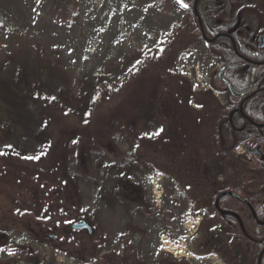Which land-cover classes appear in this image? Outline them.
<instances>
[{"label": "rangeland", "instance_id": "obj_1", "mask_svg": "<svg viewBox=\"0 0 264 264\" xmlns=\"http://www.w3.org/2000/svg\"><path fill=\"white\" fill-rule=\"evenodd\" d=\"M184 5L0 0V73L11 81L5 94L37 91L40 112L24 98L0 97V264H219L195 256L184 223L208 219L215 188L228 179L241 180L245 198L262 190L264 172L257 156L243 157L244 142L227 149L231 168H212L216 140H232L220 108L227 97L217 78L221 57L194 39L201 30L189 29L193 17ZM251 5L243 30L259 36L264 0ZM47 63L58 66L66 93L49 102L47 84L35 79L47 77ZM93 82L101 86L98 96L86 92ZM156 88L160 117L135 126L137 101ZM131 154L138 166L125 168ZM241 215L251 230L245 206ZM81 219L94 233L70 236ZM204 226L191 241L200 253ZM225 239L237 247L235 238Z\"/></svg>", "mask_w": 264, "mask_h": 264}, {"label": "trees", "instance_id": "obj_2", "mask_svg": "<svg viewBox=\"0 0 264 264\" xmlns=\"http://www.w3.org/2000/svg\"><path fill=\"white\" fill-rule=\"evenodd\" d=\"M202 1L200 0L198 8H199V12H200V16H201V22H199V19L196 15V13L194 12V3L195 0H190V4H189V12L190 15H192L193 20H190L188 22V27L189 29L192 30H201L202 26L205 28L206 33H210V28L216 31V32H222L224 29L223 27L225 25H221L217 23V20L219 18L223 19L224 18V14L228 15L229 13H227L231 10H233V12L230 13V15L235 12V15L233 16L234 20L236 19V16L241 13L242 15L246 14V10L250 7H252L251 5V1L252 0H248L250 1V3L247 0H238V1H234V0H219L222 2V4H218L216 3L218 0H212V6L213 9L210 13H205L203 11V7H202ZM229 26V25H228ZM190 31V30H189ZM256 31V30H255ZM259 31V30H258ZM194 39L201 44V42L206 43L204 41V37L202 34L199 35H195L193 36ZM226 45L223 46V50L216 46L214 47V51L215 53L219 54L221 57V65H225V64H237L239 63L242 59L239 56V54H246L247 55V49L245 46H243L242 44L237 42V50L239 52V54L235 51L234 45L232 42H230L229 40H226ZM248 55L250 57H252V53L248 52ZM253 60H257V61H262L264 60V49L259 51V54L257 56H254V58H252ZM52 61V60H50ZM250 66L243 68V70H237L239 68L236 69H232V70H228L225 73V77L230 80V82L232 83L233 87L235 90L237 91H243L245 89L248 88L249 83H250V78H251V73L253 70V63L249 62ZM56 64L53 63H47V77H43L41 73H37V76L35 77V79L37 81H43L44 83L47 84V101H51L52 99L56 100V99H60V98H64V95L66 93L62 92L61 89V85L63 84V78L59 75V71L57 70ZM19 69L17 68L15 71H18ZM38 70V69H37ZM14 71V72H15ZM239 75V79L235 80L232 75ZM255 78H256V82L258 84H262V86H264V64H261L255 73ZM146 81V80H145ZM9 81L7 79V74H3L0 73V97L2 98L3 95L7 96L10 95L11 97L17 99V98H24L25 100H29L31 103V107L34 110L35 114L39 115L40 112L38 110V108H36L37 105V91H33V92H28L25 91L24 88H19L21 90V92L19 93H11L9 92L7 95L5 94L6 91H10V87L11 85L9 84ZM15 80L12 81V83H14ZM223 88H225L226 86H224L222 84ZM158 87V86H157ZM6 90V91H5ZM86 92L87 94H95L96 96H98L100 94V90H101V86L99 84H97L96 82L90 83V85H88L86 87ZM154 94L147 99H139L137 101V117L132 119L133 120V124H135V126L140 125L139 124V120H143L144 118H152V119H158L160 116L157 113V107L156 104L159 103L158 101V96H159V88H156L153 92ZM227 97L225 98V105L224 106H220L222 113H223V119L226 120V134L228 135V137H232V140H230L231 138H229V140L226 142L227 146H223L221 144L222 140H216L217 142V158L213 161V169L216 170H224V169H229L231 168L233 162H231V158L228 157L229 155V151L227 150L228 148H233L235 149V147L239 144V143H246L247 145L250 142H254L257 144H263L264 145V128H262V132L260 133L259 131H257L255 122L258 121H262L264 120L263 114H264V97H262L260 99V101L258 103L253 102V100H248V102L243 103L244 97L241 98L240 100H238V102L236 101H232L231 100V93L227 90L226 93ZM32 99V100H31ZM10 102V101H8ZM243 107V112L244 114L240 111V107ZM260 115H259V114ZM48 114V113H47ZM145 114V116H144ZM147 114V116H146ZM143 115V116H142ZM237 119H242L244 121V123L240 126V128L236 127V122ZM120 118L114 116L113 117V121H115L116 125H119ZM130 125V123H129ZM218 129L216 131L215 136L218 137ZM90 137V136H89ZM90 141H91V145L93 144V138L90 137ZM249 156H253L248 150H247V146H246V151H245V155L243 157H249ZM122 166H125V168H131L133 166H138V158L131 154V155H127L125 156V158L123 159V162L121 164ZM264 167V164L262 166V168ZM241 168H239V166H235V170L239 171ZM247 174V172H245ZM250 179V178H249ZM212 181V180H211ZM234 181H237V185L240 184L241 180L238 181L236 179H231V180H227L226 183H221L219 184L220 186H217L215 188V190H218L219 192L224 191L225 189L229 188V185L234 183ZM251 181H256V178L253 177V179H251ZM214 182H212L211 184H213ZM217 183H219L217 181ZM241 190L243 191L244 189L241 188ZM249 198L250 197H246ZM264 243L261 245V248L263 247ZM116 255L110 256L108 259V262H112L115 261ZM262 264H264V257H263V261Z\"/></svg>", "mask_w": 264, "mask_h": 264}, {"label": "flooded vegetation", "instance_id": "obj_3", "mask_svg": "<svg viewBox=\"0 0 264 264\" xmlns=\"http://www.w3.org/2000/svg\"><path fill=\"white\" fill-rule=\"evenodd\" d=\"M187 1V7L189 8L190 0ZM200 0H195L194 3V12L196 13L199 22H201V16L199 12V5ZM216 3L222 4L221 1H217ZM203 11L207 14L210 13L213 9L212 0H203L202 1ZM242 14L239 13L236 16L235 22L233 21L234 18L231 17L229 19L228 15L224 14V18H219L217 20L218 24L225 25L223 27L222 32H216L210 28V33H206L205 28L202 26L201 34L204 37V41L206 44L211 45L213 47L218 46L223 50V46L226 44V40H229L233 43L235 51L239 54L237 50V42L242 44L247 49L246 54H239L241 57V63L238 71L243 70V68L250 66L249 62L253 63V68H257L264 64V60L257 61L253 60L254 56L259 54V36L258 35H246L244 33L243 23H242ZM229 25V26H228ZM248 52L252 53V57L248 55ZM248 65V66H247ZM222 66V65H221ZM220 66V67H221ZM232 70V69H230ZM228 71V70H227ZM225 71V73L227 72ZM224 73V75H225ZM256 73V71H255ZM232 77L237 80L239 79V75L233 74ZM218 78V74H217ZM220 81V79L218 78ZM230 81V80H229ZM221 84H223L220 81ZM250 85V83H249ZM249 87V86H248ZM224 91L227 92V88H224ZM252 95H248L244 97L243 103L248 102V100H253V102L258 103L262 97H264V86L262 84H258L256 82V78L254 81V88L251 92ZM243 98V97H241ZM241 98H238L240 100ZM243 107L241 105L240 111H242ZM259 114V113H258ZM260 115V114H259ZM264 116V114H263ZM264 118V117H262ZM257 131L260 133L262 132V128H264V120L255 122ZM254 143V142H253ZM255 146H261V150H264L263 144L255 143ZM256 156V155H255ZM258 157V156H257ZM259 158V157H258ZM264 164V161L259 162L258 169L260 172H264V167L261 168ZM260 167V168H259ZM219 186V185H218ZM264 185H262L263 187ZM155 193V190H153ZM231 192V193H227ZM240 193L241 192V182L239 185L230 184L228 189H225L222 192L215 190V198H213V202L208 207V214L210 213L211 216L204 220V217H190L188 218V222L184 223L185 229L188 232L186 234L187 239H189L190 249L195 254L197 258H207L212 260L216 257L220 262L219 264H262L263 257H264V245L261 248V245L264 243V187L262 190H258L254 195L249 198L243 197ZM245 206L248 211L250 212L251 218L253 220V227L251 230H248L245 226L242 215H241V208ZM214 218V219H213ZM214 223H212V221ZM205 223L206 229L203 238V242H205V253L197 252L192 247V240H196L199 238L197 231L201 230ZM196 228L195 231L192 232L191 229ZM204 226V227H205ZM220 228V229H219ZM72 229V227H71ZM222 230L226 233L228 238L232 236L235 238L237 247L230 246L229 241L225 239V236L219 231ZM84 230H73L71 231L72 234L82 233ZM54 239H58V235H52ZM230 236V237H229ZM163 242V241H162ZM175 246H171L174 248ZM163 249L170 252L171 254H175L174 251L170 248H165L162 246ZM176 248V247H175ZM144 263V262H143ZM211 264H217V262H210Z\"/></svg>", "mask_w": 264, "mask_h": 264}, {"label": "water", "instance_id": "obj_4", "mask_svg": "<svg viewBox=\"0 0 264 264\" xmlns=\"http://www.w3.org/2000/svg\"><path fill=\"white\" fill-rule=\"evenodd\" d=\"M259 41H260L259 48L262 49L264 47V32L259 35ZM240 65H242V64L241 63L225 64V65L221 66L217 72L218 78L220 79V81L227 87V89L230 91L231 95L235 98H241V97H245L247 95H252L251 92L254 88L256 67H254L252 70L251 78H250V85L246 90H243V91L235 90L232 83L228 79L225 78V76H224L225 71L230 70V69H236ZM248 150L252 154L258 156L261 161H264V153L261 150V146L253 147L252 143H249ZM227 193H231V192H227ZM71 227L73 230H85L86 229L90 235H92L94 233L92 226L89 224V222H87L84 219H81V220L74 222L71 225Z\"/></svg>", "mask_w": 264, "mask_h": 264}, {"label": "snow or ice", "instance_id": "obj_5", "mask_svg": "<svg viewBox=\"0 0 264 264\" xmlns=\"http://www.w3.org/2000/svg\"><path fill=\"white\" fill-rule=\"evenodd\" d=\"M179 2L183 3V0H179ZM184 6L186 7L187 5H184ZM161 131H162V129H161ZM28 159H39V157H28Z\"/></svg>", "mask_w": 264, "mask_h": 264}]
</instances>
